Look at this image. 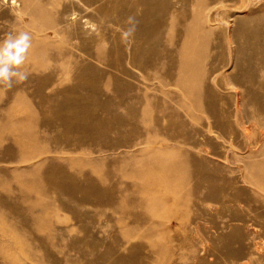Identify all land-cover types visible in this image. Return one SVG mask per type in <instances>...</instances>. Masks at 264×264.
Here are the masks:
<instances>
[{
	"label": "bare ground",
	"instance_id": "1",
	"mask_svg": "<svg viewBox=\"0 0 264 264\" xmlns=\"http://www.w3.org/2000/svg\"><path fill=\"white\" fill-rule=\"evenodd\" d=\"M256 3L194 0L192 10L177 12L180 0H0V32L32 35L24 66L29 80L0 91V99L37 101L26 104L22 117L2 107L0 161L6 149L16 148L23 163L64 136L83 145L62 152L88 155L63 159L65 173L47 165L34 176L41 162L26 169L33 172L28 178L12 169L16 186L0 177V192L18 191L16 198L29 202L36 223L57 211L83 221L88 211L76 209L82 202L96 211L112 207L115 225H131V232L149 225L141 231V246L150 251L145 261L264 264V140L253 134L264 128V3ZM129 17L135 31L125 40L122 31L133 27ZM101 65L113 66L103 85L97 78ZM227 66L230 71L221 73ZM59 75L56 87L40 89ZM43 124L52 129L36 130ZM100 131L118 137L133 131L140 147L131 154L122 150V157L94 156L98 151L88 144ZM110 167L121 172L113 183L125 179L129 186L120 185L118 198L105 200L100 185L110 180ZM211 206H221L229 219L215 221L199 237L200 225L194 224ZM7 211L0 200L2 220ZM130 215L148 218L130 223ZM152 217L174 223H153ZM44 228L46 237L13 245L27 264H135L107 246L100 250L93 239L63 240L54 237L52 224ZM7 258L17 264L14 253L0 247V259Z\"/></svg>",
	"mask_w": 264,
	"mask_h": 264
},
{
	"label": "rangeland",
	"instance_id": "2",
	"mask_svg": "<svg viewBox=\"0 0 264 264\" xmlns=\"http://www.w3.org/2000/svg\"><path fill=\"white\" fill-rule=\"evenodd\" d=\"M180 1H181V4L178 6V8H176L177 12L183 11L185 9L192 10V8H194V7H191L194 0H190L188 3L186 2L183 3L182 0ZM254 1H257V3L255 4L256 7L264 3V0H254ZM124 3L120 1L118 2V5H120L121 7V5L122 6L124 5ZM0 6L3 7V4ZM188 19H189V15H188ZM95 24L98 25V22ZM4 33L5 31L0 32V37H2ZM50 39L57 43L62 42L61 39L56 38V37L55 38L52 37ZM94 47L96 46L94 45ZM226 53H228V55L231 54L229 49L228 51H226ZM87 55H90V53H88ZM91 61L93 64H96V61L94 59H91ZM112 68L113 66H110L109 68H107L101 65L99 67L98 72H97V75H98L97 78L100 81L101 85H103L106 82L105 80L107 78L106 76L108 75L109 70H112ZM118 68L119 66H117L115 69L119 70ZM228 71H230L228 66L225 67L224 69H221V73H228ZM59 77L60 75L55 76L53 81H50L46 85H41L40 89L43 87L44 88L56 87V80ZM228 86H231V85L228 84ZM35 87H39V85L36 84L34 88ZM175 90L179 92L177 89ZM13 100L14 99H9L5 101L1 100L3 101V103H6V104H3L2 102H0V106H1L0 117H2L6 112V110L3 108H11V111L14 113L15 117H22L24 115L23 109L25 108L26 104L27 103L34 104L37 102L34 100H32L33 102L14 100L15 103L14 102L12 103ZM100 123L102 122L100 121ZM35 128L36 130H42V129L51 130L52 129V127H49L48 125H44V124L36 125ZM132 132H129L128 136L125 134L122 135L120 133L119 134V136L121 137L120 138L117 136V134H113V133L112 135H110L112 137L105 136L102 133V131H100L98 134L92 135L90 137V141H89L90 143L88 144V146L98 151L94 156L100 157V156L108 155V156H113V157H119V156L122 157V156H125L123 155L124 153L121 152L122 150H125L127 151V153L131 154V153L138 151L140 147L138 145L135 146V144L137 143V139L135 136V132L133 133ZM260 133H264V128H258L253 131V134L256 137V139L259 137V139H261L262 141L264 140V135ZM68 140H71V142H69ZM82 145H83V140H80V139L75 141L73 138H68L66 136L61 137L59 139L57 138L56 142L54 141L52 143L49 141V142L44 143L43 147L40 149L38 154L37 153L34 154L33 158L28 159L27 161L23 163L19 162L21 152L16 148H8L5 150L4 154L2 153L3 159L2 161H0V177H2L3 179H6L4 181L8 182L9 184L16 186V182H14V180L10 178V174H9L10 170L12 169L24 170L25 177L28 178L30 175L33 174V172L27 171L26 169H29L30 167L40 162L42 163L43 167L38 172H35L33 174L34 176L43 175V172L47 165L54 166V167L55 166L61 167L63 172L65 173L68 171L69 167H65L66 165H63L61 163L63 159H66L72 156L87 157L88 155L86 156L72 155L71 156V155L65 154L62 151H68L71 148L80 147ZM28 150H31V148L28 147ZM110 168H111V173L109 177L110 180L100 185L102 188H105L103 189V191L105 190V195H104L105 200L110 197L112 199L118 198L119 188L121 186L122 188L123 187L126 188V186H129L127 185L125 179H122L119 185H115L113 183V180L116 177L117 178L121 177V172L119 170L114 169L113 167H110ZM112 176H114V178H111ZM226 176L230 179L232 177V173L228 171L226 172ZM74 182L78 183L79 180H75ZM107 184H109V186ZM247 186L252 188L254 191L256 190L254 185L248 184ZM259 194L262 197H264V191H260ZM18 195H19L18 191L0 192V200H2V202L5 203L8 208V211L6 213L7 216L4 218V220L0 218V247L8 248L9 252L14 253V255L16 256L17 264L18 263L27 264V263L24 261V259L20 255V253L23 252V250L20 248L17 249L13 247L15 241L19 240V241L25 242V241L30 240L32 237L44 238L46 237L45 236L46 231L44 227L45 225H51V224L58 232V233L57 232L54 233V237H58L59 239H63V240L80 238L81 243H86L87 240L93 239V241H96L99 243L98 247L100 250L108 251L107 249L109 248L113 249L117 254H124L125 256H130V258L134 260L135 264H163V262H165L166 264H173L172 263L173 259H166V258H161V257H152L151 260L148 259V261H145L146 260L144 259L145 255H148L150 251L147 246H141V240H142L141 233L144 231L143 228L149 225H144V226L141 225V228H139V230L132 231L133 233L129 229L131 225H115V222H117L119 218H117L118 216L113 211L112 207L108 206V207L102 208L99 211H96V209L92 208L90 204H86L82 202L77 206L76 209H78L81 212L88 211V214H86L83 221L74 223L73 213L69 211H57V212H53L50 215L49 217L50 219H42L36 223L34 222L33 215L29 211V205H30L29 202L19 201L18 198H16L18 197ZM28 195L33 196L34 192L30 191ZM67 195L68 194H63L64 197H67ZM75 197L80 198L81 193H76ZM95 200L96 199L94 198V201ZM89 206H90V209L88 208ZM181 207H182L181 205L178 206V210H180ZM215 208L214 206H211L210 208L204 209L200 213V215H202V220L194 224V225H200L198 229L199 237H203L202 231L203 230L205 231L206 229L207 230L211 229V226L215 225L214 223L215 221H217L219 224L221 223L222 225L225 221L229 219L228 212L227 211L225 212V210H223L221 206H217V207L215 206ZM139 213H142V210H139ZM39 215L43 216V211L40 212ZM102 215L103 216L110 215L108 216L107 222H104V223L101 222ZM145 218H148V217L140 218V216L134 217L130 215L127 217V221H129L130 223H134L140 220L146 221ZM149 221L150 222L152 221L153 223L154 221H156L155 223L163 222L164 225H169V223L170 224L174 223L173 219H162L160 217L149 218ZM231 222H233V220ZM16 225H23V226L21 228V227H17ZM259 230H261L260 226L254 228V231L256 233H258ZM138 236L140 237V239ZM259 242H261L262 245H264V239H259ZM133 243H135V247H137L136 250H133L134 248H132L134 246ZM106 246L109 248L106 249ZM260 253L264 255V249H260ZM0 264H15V263L12 262L9 258H7V259H2V260L0 259Z\"/></svg>",
	"mask_w": 264,
	"mask_h": 264
},
{
	"label": "clouds",
	"instance_id": "3",
	"mask_svg": "<svg viewBox=\"0 0 264 264\" xmlns=\"http://www.w3.org/2000/svg\"><path fill=\"white\" fill-rule=\"evenodd\" d=\"M127 23L133 27L122 31V39L125 40L135 31L134 18L129 17ZM31 47L32 35L28 31L13 29L0 37V91H11L28 82L30 73L24 66Z\"/></svg>",
	"mask_w": 264,
	"mask_h": 264
}]
</instances>
